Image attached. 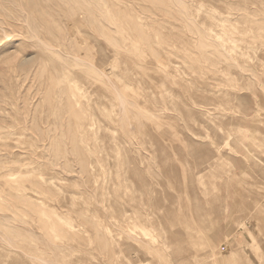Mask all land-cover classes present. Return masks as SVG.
Masks as SVG:
<instances>
[{
	"label": "rangeland",
	"instance_id": "rangeland-1",
	"mask_svg": "<svg viewBox=\"0 0 264 264\" xmlns=\"http://www.w3.org/2000/svg\"><path fill=\"white\" fill-rule=\"evenodd\" d=\"M0 264H264V0H0Z\"/></svg>",
	"mask_w": 264,
	"mask_h": 264
},
{
	"label": "bare ground",
	"instance_id": "bare-ground-1",
	"mask_svg": "<svg viewBox=\"0 0 264 264\" xmlns=\"http://www.w3.org/2000/svg\"><path fill=\"white\" fill-rule=\"evenodd\" d=\"M82 59V58H81ZM84 59V58H83ZM118 95V100L120 101V105L122 104V101H121V97H120V95L119 94H117ZM122 106V105H121Z\"/></svg>",
	"mask_w": 264,
	"mask_h": 264
}]
</instances>
